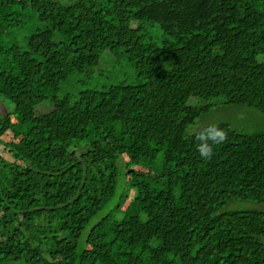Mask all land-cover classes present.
Masks as SVG:
<instances>
[{
  "label": "trees",
  "instance_id": "16d2710c",
  "mask_svg": "<svg viewBox=\"0 0 264 264\" xmlns=\"http://www.w3.org/2000/svg\"><path fill=\"white\" fill-rule=\"evenodd\" d=\"M219 105L264 114V0H0V264H264L229 207L264 206V132L189 131Z\"/></svg>",
  "mask_w": 264,
  "mask_h": 264
},
{
  "label": "rangeland",
  "instance_id": "374dc122",
  "mask_svg": "<svg viewBox=\"0 0 264 264\" xmlns=\"http://www.w3.org/2000/svg\"><path fill=\"white\" fill-rule=\"evenodd\" d=\"M110 56L109 52L106 51L103 54V60L101 62L102 68L104 70H110L112 59L111 56L109 58H105ZM120 67V66H119ZM118 67V68H119ZM117 68V67H116ZM117 68V69H118ZM120 71V75L124 74V69H118ZM66 89H73V84L69 83ZM2 111H6L4 105L1 107ZM219 122H228L233 127L241 129L245 132H264V114L257 111L256 109L244 106V105H219L212 108L209 112L202 114L196 122L190 126L189 131H197L201 129L203 126L216 124ZM27 125L16 126L10 130V137L16 133H20L23 129H25ZM126 205V204H125ZM232 209H263L264 206L258 204L257 202L250 200H235L230 205Z\"/></svg>",
  "mask_w": 264,
  "mask_h": 264
},
{
  "label": "clouds",
  "instance_id": "9594fccd",
  "mask_svg": "<svg viewBox=\"0 0 264 264\" xmlns=\"http://www.w3.org/2000/svg\"><path fill=\"white\" fill-rule=\"evenodd\" d=\"M227 138L226 131L218 124H211L203 131L195 134V148L199 156L204 160L212 159L214 155V146L225 142Z\"/></svg>",
  "mask_w": 264,
  "mask_h": 264
}]
</instances>
